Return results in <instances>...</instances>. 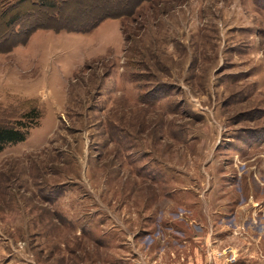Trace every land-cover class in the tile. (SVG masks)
Wrapping results in <instances>:
<instances>
[{
  "label": "rangeland",
  "instance_id": "374dc122",
  "mask_svg": "<svg viewBox=\"0 0 264 264\" xmlns=\"http://www.w3.org/2000/svg\"><path fill=\"white\" fill-rule=\"evenodd\" d=\"M37 1L0 0V122L43 114L0 153V264H154L176 229L264 263V0Z\"/></svg>",
  "mask_w": 264,
  "mask_h": 264
},
{
  "label": "crops",
  "instance_id": "0c3cea01",
  "mask_svg": "<svg viewBox=\"0 0 264 264\" xmlns=\"http://www.w3.org/2000/svg\"><path fill=\"white\" fill-rule=\"evenodd\" d=\"M189 224V222L187 223V220H185V224H183L184 226H187ZM160 234H163V231L158 232ZM188 233V232H187ZM203 231L201 232V235L199 236H193L191 234H186L184 232V230L180 229V230H175V231H171L169 233L166 234L167 238H171V240L173 241L168 242L169 247L166 248V240H157V239H153L150 240L151 242H149L147 244V251H151V253L149 255H152L155 259H154V264H162L163 259L165 257V255L167 254L166 252L168 251V253L170 254L171 257H173V259H171L169 262V264H196L198 262V264H210L211 263V255L209 253H212L209 251V249L211 248V242L208 241L206 242L207 238L202 234ZM180 236L177 237V236ZM187 235V236H186ZM237 238H234L233 236L228 237L227 239H223L222 241L219 242V245L217 244V248L215 249V247H213L212 245V250L214 251L215 254H217L216 256L218 257H213V261H215L217 264H264L263 262H258V263H254L252 261H245V262H241L238 261V258H235L239 255L240 253V249L237 246ZM198 242H196V241ZM238 240V239H237ZM197 243L199 245V247L203 250V245H207V256H204L202 254H200L199 248H196V252H194V243ZM162 249L159 252H155L156 249L158 247H161L162 245ZM226 250H231L230 254H226V255H222L224 254ZM240 250V251H239ZM148 254V253H147ZM213 254V253H212ZM232 256L234 258V261H228V257ZM167 264V263H164Z\"/></svg>",
  "mask_w": 264,
  "mask_h": 264
},
{
  "label": "trees",
  "instance_id": "16d2710c",
  "mask_svg": "<svg viewBox=\"0 0 264 264\" xmlns=\"http://www.w3.org/2000/svg\"><path fill=\"white\" fill-rule=\"evenodd\" d=\"M35 5H39L50 11L56 10L54 15L58 17V0H38ZM16 18L13 16L11 21H15ZM42 116L43 114L40 109L34 106L22 113L20 118L16 119L14 122H0V153L8 146L25 142L30 130L37 126Z\"/></svg>",
  "mask_w": 264,
  "mask_h": 264
},
{
  "label": "built area",
  "instance_id": "2783aa9c",
  "mask_svg": "<svg viewBox=\"0 0 264 264\" xmlns=\"http://www.w3.org/2000/svg\"><path fill=\"white\" fill-rule=\"evenodd\" d=\"M231 250H226L224 254H221L220 256L222 255H226V254H230ZM228 261H234V258L232 256L228 257ZM210 264H217L215 261H212Z\"/></svg>",
  "mask_w": 264,
  "mask_h": 264
}]
</instances>
